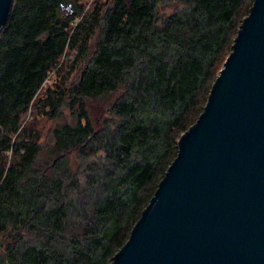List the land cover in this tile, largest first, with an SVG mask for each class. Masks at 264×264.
Masks as SVG:
<instances>
[{"label":"trees","instance_id":"16d2710c","mask_svg":"<svg viewBox=\"0 0 264 264\" xmlns=\"http://www.w3.org/2000/svg\"><path fill=\"white\" fill-rule=\"evenodd\" d=\"M84 1L15 0L0 35V264H112L255 0Z\"/></svg>","mask_w":264,"mask_h":264},{"label":"water","instance_id":"95a60500","mask_svg":"<svg viewBox=\"0 0 264 264\" xmlns=\"http://www.w3.org/2000/svg\"><path fill=\"white\" fill-rule=\"evenodd\" d=\"M14 3L0 0V35ZM112 264H264V0Z\"/></svg>","mask_w":264,"mask_h":264},{"label":"rangeland","instance_id":"374dc122","mask_svg":"<svg viewBox=\"0 0 264 264\" xmlns=\"http://www.w3.org/2000/svg\"><path fill=\"white\" fill-rule=\"evenodd\" d=\"M96 0H85L83 2V7L85 9V11H88L92 5L94 4ZM171 10H168L167 12H170ZM245 18H243L244 20ZM242 20V21H243ZM70 69L67 68V71H69ZM77 74H74L73 79H77ZM49 86V82L48 84H46L45 88ZM101 110H102V105H95V104H90L89 105V111H90V115L92 117L93 122H98L100 117H101ZM31 114V113H30ZM30 114L26 117V122H28L29 118H30ZM72 114L71 112L65 108L63 110V114L60 118L52 120L49 118H40L38 117L35 121V125L34 128L41 133V145L43 149H46L47 146L51 143V133L53 128L58 124V123H64V122H71L72 121Z\"/></svg>","mask_w":264,"mask_h":264}]
</instances>
